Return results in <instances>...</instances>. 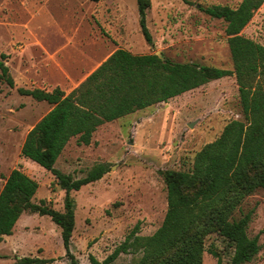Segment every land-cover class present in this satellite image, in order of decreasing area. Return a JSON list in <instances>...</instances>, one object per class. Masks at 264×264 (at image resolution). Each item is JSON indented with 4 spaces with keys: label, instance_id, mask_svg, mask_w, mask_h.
Masks as SVG:
<instances>
[{
    "label": "rangeland",
    "instance_id": "rangeland-1",
    "mask_svg": "<svg viewBox=\"0 0 264 264\" xmlns=\"http://www.w3.org/2000/svg\"><path fill=\"white\" fill-rule=\"evenodd\" d=\"M241 2L152 0L147 13L153 37L149 45L140 28L137 0H0V62L9 67L15 82L11 87L0 69V193L11 172L19 169L39 184L36 204L46 201L65 211L66 193L52 173L21 153L27 134L52 106L21 95L20 88L60 87L69 94L120 48L233 70L226 23L204 9L236 8ZM243 34L264 45V5ZM235 120L245 118L236 77L229 76L106 124L89 146L73 139L56 169L78 179L96 165L108 170L101 180L71 193L76 216L71 250L80 263L91 264V255L105 261L137 225V236H153L168 211L161 172H193L200 151ZM250 212L248 234L259 236L261 251L246 264H263L264 190L246 196L232 213L239 219ZM233 254L216 232L206 236L203 264H232ZM25 256L70 264L62 230L49 216L25 213L14 234L0 244V264H16V258ZM143 257L142 251L129 250L112 264H141Z\"/></svg>",
    "mask_w": 264,
    "mask_h": 264
},
{
    "label": "trees",
    "instance_id": "trees-1",
    "mask_svg": "<svg viewBox=\"0 0 264 264\" xmlns=\"http://www.w3.org/2000/svg\"><path fill=\"white\" fill-rule=\"evenodd\" d=\"M137 4L142 34L153 45L147 26L152 0H137ZM263 5L264 0H242L236 8L216 5L204 9L212 18L226 23L233 70L177 63L156 54L135 55L120 48L69 94L60 87L20 88L21 95L53 106L27 134L21 153L52 173L66 193L65 211L54 209L46 201L36 204L33 198L39 184L14 169L0 193V244L14 234L25 213L49 216L62 230L70 264H81L71 250L76 226L71 193L101 180L108 170L103 164L96 165L87 176L78 179L56 169L67 145L77 139L79 145L89 146L94 134L106 123L167 103L212 81L235 76L245 121L230 122L219 138L206 145L196 157L193 172H161L168 211L153 236H137V225L124 245L105 261L91 255L90 262L112 264L121 253L131 250L144 253L141 264H203L205 239L210 232H216L233 248L232 264L252 262L261 251L259 236L251 238L248 234L252 212L239 219L232 212L246 196L264 190V45L243 34ZM0 69L14 87L9 67L0 62ZM54 262L55 259L43 257L16 258V264Z\"/></svg>",
    "mask_w": 264,
    "mask_h": 264
},
{
    "label": "crops",
    "instance_id": "crops-1",
    "mask_svg": "<svg viewBox=\"0 0 264 264\" xmlns=\"http://www.w3.org/2000/svg\"><path fill=\"white\" fill-rule=\"evenodd\" d=\"M40 89H41V88H40ZM62 90H63V89H62ZM65 92H66V91H65ZM51 106H52V105H51ZM152 107H153V106H152ZM52 108H53V106H52ZM52 108H51V110H52ZM150 108H151V107H150ZM51 110H50V111H51ZM50 111H49V112H50ZM49 112H48V113H49ZM48 113H47V114H48ZM47 114H46V115H47ZM131 115H132V114H131ZM128 116H130V115H128ZM126 117H127V116H126ZM124 118H125V117H124ZM121 119H123V118H121ZM121 119H119V120H121ZM116 121H118V120H116ZM114 122H115V121H114ZM110 123H112V122H110ZM106 124H109V123H106ZM106 124H105V125H106ZM103 126H104V125H103ZM103 126H101V127H103ZM101 127H100V128H101Z\"/></svg>",
    "mask_w": 264,
    "mask_h": 264
},
{
    "label": "water",
    "instance_id": "water-1",
    "mask_svg": "<svg viewBox=\"0 0 264 264\" xmlns=\"http://www.w3.org/2000/svg\"><path fill=\"white\" fill-rule=\"evenodd\" d=\"M191 127L193 126V124L190 125Z\"/></svg>",
    "mask_w": 264,
    "mask_h": 264
}]
</instances>
